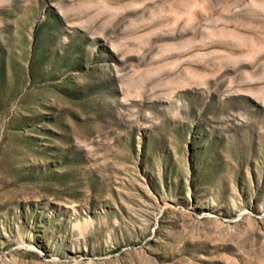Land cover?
<instances>
[{
	"label": "rangeland",
	"instance_id": "374dc122",
	"mask_svg": "<svg viewBox=\"0 0 264 264\" xmlns=\"http://www.w3.org/2000/svg\"><path fill=\"white\" fill-rule=\"evenodd\" d=\"M0 264H264V0H0Z\"/></svg>",
	"mask_w": 264,
	"mask_h": 264
}]
</instances>
